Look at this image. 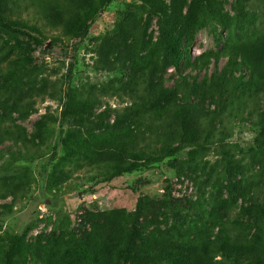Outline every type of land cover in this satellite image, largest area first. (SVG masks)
Masks as SVG:
<instances>
[{"label":"rangeland","instance_id":"rangeland-1","mask_svg":"<svg viewBox=\"0 0 264 264\" xmlns=\"http://www.w3.org/2000/svg\"><path fill=\"white\" fill-rule=\"evenodd\" d=\"M237 1L208 0L205 15L197 0H112L76 52V40L52 46L51 36L57 32L40 23L33 22L42 36L29 33L43 39V46L0 30V65L8 67L11 79V88L1 86L0 99L14 91L22 104L35 103L31 115L22 119L12 107L15 100L8 105L15 122L37 144L36 124L45 116L53 117L43 136V158L29 161L24 156L5 155L0 164V264H7L13 236L23 240L15 264H161L174 233L216 235L225 223L246 234L249 248L236 262L219 249V264H264V234L245 212L260 203L258 194L264 188V169L259 164L264 160L256 159L264 145V130L252 122L229 125L231 138L215 144L189 136L174 157L109 181L114 164L88 165L66 144L74 132H87L86 120L73 119L64 128L60 123L69 89L77 100L95 92L102 104L94 110L97 117L109 107H126L128 102L110 96L113 92L102 94L111 83L126 81L127 75L97 72L99 50L106 40L127 39L128 45L140 44L138 49L145 51L141 57L150 63L162 47L164 19L180 26L186 35L183 48H189L180 70L171 67L166 73L168 87L176 88L182 73L204 62L202 56L210 62L201 78L221 70L227 62L222 57L231 32L238 27L240 32H254L264 8V0H252L246 7L248 21L241 24ZM115 121V116L110 117V125ZM80 146L89 152L95 148L94 142ZM15 149L12 143L3 146L5 152ZM106 158L111 160V155L101 159ZM113 159L118 165L136 162L135 157L125 155L121 143L114 144ZM9 185L15 191L6 197L3 187ZM143 233L148 239L145 243L140 240ZM81 242H95L91 253L98 258L81 255ZM133 247L144 250L133 262L118 253Z\"/></svg>","mask_w":264,"mask_h":264},{"label":"trees","instance_id":"trees-1","mask_svg":"<svg viewBox=\"0 0 264 264\" xmlns=\"http://www.w3.org/2000/svg\"><path fill=\"white\" fill-rule=\"evenodd\" d=\"M251 1H237L238 20L241 24L248 21L246 7ZM111 2L112 0H0V30L20 41L25 39L28 44L43 46V39L29 33L42 36V30L33 24L40 23L42 27L57 32V35L51 36L52 46L76 40L73 45L76 52L80 43L88 36L98 14ZM197 2L206 15L208 0ZM255 19L257 20V16ZM258 22V27L252 33L240 32L239 27L231 32L222 57L227 62L221 70L201 78V71L210 62L208 56H202L200 60L204 62L200 65L194 63L189 73H182L181 83L176 88L166 85L165 75L171 67L180 70L183 55L188 53L189 48H183L186 35L175 21L164 19L161 23L162 47L158 56L151 59L150 63L141 57L145 51L138 49L139 43L128 45L127 39L113 42L106 40L99 50L95 70L112 75L125 74L127 80L119 85L111 83L102 90V94L106 96L113 92L110 96L118 97L128 104L122 109L109 107L97 117L94 110L102 106L97 94L92 92L90 96L77 100L72 89H69L61 115V128L76 118H84L88 123L84 126L86 133L76 131L69 143H66L69 150L74 155H82L83 162L91 166L114 164L115 171L108 178L112 181L145 168L151 162L174 157L179 145L189 136H199L207 143L211 141L215 144L231 138L232 133L227 129L229 125L252 122L257 128L264 130L263 7ZM149 26L150 20L147 21L146 28ZM216 59L219 60V57ZM10 82L8 67L0 65V90L3 84L7 85V89L11 88ZM7 96L6 99H0V164L5 155L24 156L29 161L43 158V136H46L48 123L52 122L53 117L45 116L36 124L39 135L37 144L15 122L11 112V108L15 106L18 118H25L31 115L35 103L22 104L18 92L14 91ZM29 98L32 99L31 96ZM12 99L15 101L9 107L8 103ZM112 116H115L116 121L110 125L109 119ZM62 134H65L64 130ZM76 140L78 143L73 146ZM91 140L95 145L93 152L87 151L84 146L81 148V143L93 144ZM97 140L102 145L99 146ZM5 143H12L15 151L5 152ZM115 143H121L125 155L135 157L136 162L128 161L118 165L119 162L116 163L113 159ZM146 153L151 155L144 159ZM103 155H111V160L101 159ZM259 157L264 160V145L256 159ZM259 164L264 169V161ZM261 175H264V171ZM3 188L7 193L6 197L14 195V186ZM258 196L260 203L245 212L264 234V188ZM140 240L142 243L148 241L144 233L140 234ZM10 242L13 250L8 256L7 264H15V259L21 254L23 240L20 236H13ZM94 243L81 242V255L88 259L90 255L98 258L91 253ZM248 246L246 234L225 223L216 235L194 237L174 233L168 245L169 254L160 263L219 264V249L225 250L230 260L236 262ZM140 252L144 250L133 247L118 253L133 262Z\"/></svg>","mask_w":264,"mask_h":264}]
</instances>
